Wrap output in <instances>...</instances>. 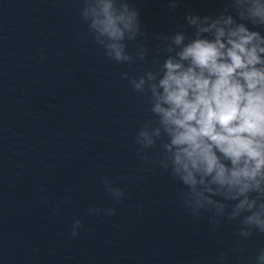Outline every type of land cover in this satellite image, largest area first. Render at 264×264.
Here are the masks:
<instances>
[{"label":"water","instance_id":"water-1","mask_svg":"<svg viewBox=\"0 0 264 264\" xmlns=\"http://www.w3.org/2000/svg\"><path fill=\"white\" fill-rule=\"evenodd\" d=\"M131 2L150 53L128 65L88 35L82 0H0V264H255L264 249V234L242 237L238 221L191 215L183 186L137 156L148 99L121 76L151 67L157 35L190 34L189 11L214 16L228 0Z\"/></svg>","mask_w":264,"mask_h":264},{"label":"clouds","instance_id":"clouds-1","mask_svg":"<svg viewBox=\"0 0 264 264\" xmlns=\"http://www.w3.org/2000/svg\"><path fill=\"white\" fill-rule=\"evenodd\" d=\"M178 2L169 0V7ZM79 12L106 58L148 61L131 0H82ZM185 21L190 34L156 36L162 53L143 74H121L148 99L147 118L134 136L137 156L183 186L178 196L194 217L209 213L213 226L238 221L246 238L264 234V33L249 26L264 28V0H228L214 16L189 11ZM102 182L115 201L125 198L121 187ZM90 212L116 215L111 207ZM83 227L74 220L72 237ZM255 264H264V249Z\"/></svg>","mask_w":264,"mask_h":264}]
</instances>
